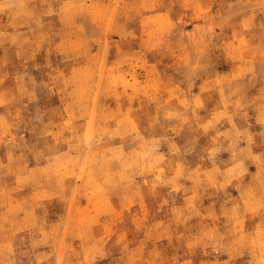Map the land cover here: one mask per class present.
<instances>
[{
	"label": "rangeland",
	"instance_id": "rangeland-1",
	"mask_svg": "<svg viewBox=\"0 0 264 264\" xmlns=\"http://www.w3.org/2000/svg\"><path fill=\"white\" fill-rule=\"evenodd\" d=\"M0 264H264V0H0Z\"/></svg>",
	"mask_w": 264,
	"mask_h": 264
}]
</instances>
